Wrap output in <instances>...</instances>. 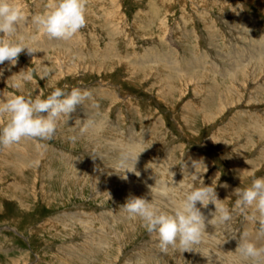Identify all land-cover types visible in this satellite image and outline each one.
Returning a JSON list of instances; mask_svg holds the SVG:
<instances>
[{"label": "rangeland", "instance_id": "rangeland-1", "mask_svg": "<svg viewBox=\"0 0 264 264\" xmlns=\"http://www.w3.org/2000/svg\"><path fill=\"white\" fill-rule=\"evenodd\" d=\"M54 2L14 0L26 17L14 39L37 52L0 64V101L57 87L92 96L51 139L0 147V264H247L238 241L264 245L261 218L235 207L234 190L264 177V0H88L69 40L32 23ZM202 180L232 219L197 203L194 251L162 252L121 207L134 196L171 213Z\"/></svg>", "mask_w": 264, "mask_h": 264}, {"label": "clouds", "instance_id": "clouds-1", "mask_svg": "<svg viewBox=\"0 0 264 264\" xmlns=\"http://www.w3.org/2000/svg\"><path fill=\"white\" fill-rule=\"evenodd\" d=\"M87 2L88 0H55L47 12L33 16L32 23L49 38L69 40L86 26ZM25 20L23 10L14 0H0V64L8 61L15 65L25 49L29 55L37 52L35 48L14 39L21 22ZM47 75L45 70L40 78L45 79ZM21 79L31 81L33 72H25ZM14 87L21 89L22 85L16 83ZM91 96L90 91L81 88L69 91L57 87L46 98L39 95L34 99L25 95L7 97L0 101V118L3 121L0 122V147H11L25 138L39 141L51 139L57 130L58 120L68 117ZM93 123L88 118L83 123V129L87 130ZM71 139L75 140L76 137ZM137 158L138 155L131 149L121 154L119 167L124 169L122 178L127 179L126 172H135V167L129 168L128 162L134 159L136 163ZM163 194L167 196V191ZM234 195L237 197L236 208L241 211L254 208L259 213L260 234L264 236V177L254 178L247 188H236ZM219 201L221 200L217 198L215 188L212 185L205 186L202 180L200 186L192 187L179 203H174L171 213L161 210L144 198L134 196H130L121 207L130 217H138L148 233L157 235L162 252L166 253L169 247L181 252H191L200 243L205 232L206 217L197 203L203 207H207L209 203L214 204L213 216L218 214L215 216L216 222L223 224L232 219L230 209ZM235 252L247 264H264V245L258 246L251 240L240 237Z\"/></svg>", "mask_w": 264, "mask_h": 264}, {"label": "bare ground", "instance_id": "bare-ground-1", "mask_svg": "<svg viewBox=\"0 0 264 264\" xmlns=\"http://www.w3.org/2000/svg\"><path fill=\"white\" fill-rule=\"evenodd\" d=\"M105 124V123H104ZM141 175V174H140ZM143 175V174H142ZM152 181V180H151ZM155 182V181H154ZM159 182V181H158ZM161 183V182H160ZM152 184H153V182H152ZM159 183H157V185H158ZM154 185V184H153ZM160 185V184H159ZM162 187V186H161ZM165 187V186H164ZM160 190V189H159ZM170 192V191H169ZM158 193V192H157ZM162 195H164V194H162ZM167 197H169V196H167Z\"/></svg>", "mask_w": 264, "mask_h": 264}]
</instances>
